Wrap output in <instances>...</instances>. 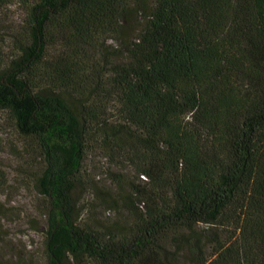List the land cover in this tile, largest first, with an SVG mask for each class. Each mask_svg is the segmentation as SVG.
I'll return each instance as SVG.
<instances>
[{
    "label": "trees",
    "instance_id": "1",
    "mask_svg": "<svg viewBox=\"0 0 264 264\" xmlns=\"http://www.w3.org/2000/svg\"><path fill=\"white\" fill-rule=\"evenodd\" d=\"M0 117L44 225L0 264H264V0H0Z\"/></svg>",
    "mask_w": 264,
    "mask_h": 264
},
{
    "label": "rangeland",
    "instance_id": "2",
    "mask_svg": "<svg viewBox=\"0 0 264 264\" xmlns=\"http://www.w3.org/2000/svg\"><path fill=\"white\" fill-rule=\"evenodd\" d=\"M3 26L18 23L21 12L10 5L7 10ZM19 138L9 121L0 117V236L6 241H11V248L14 252H20L21 246L27 244V248L32 246V257L38 261L41 259V249L43 240V220L37 215L41 196L31 180L22 179V171L19 168L21 159L17 157L16 151L11 148L10 143H19ZM105 160L101 156L93 157L88 161V169L96 171L103 183L106 182L104 169L97 170L96 167H103ZM100 171V172H98ZM104 176V177H103ZM86 195L79 201L83 203ZM107 217L115 218V213L107 211ZM82 217V214H80ZM34 222L29 223V218ZM201 227H204L201 225Z\"/></svg>",
    "mask_w": 264,
    "mask_h": 264
}]
</instances>
